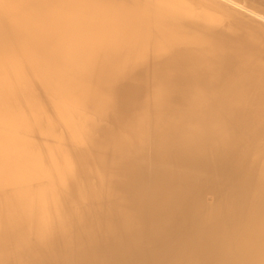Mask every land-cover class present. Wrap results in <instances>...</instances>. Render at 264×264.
<instances>
[{
  "label": "bare ground",
  "instance_id": "6f19581e",
  "mask_svg": "<svg viewBox=\"0 0 264 264\" xmlns=\"http://www.w3.org/2000/svg\"><path fill=\"white\" fill-rule=\"evenodd\" d=\"M0 264H264V0H0Z\"/></svg>",
  "mask_w": 264,
  "mask_h": 264
},
{
  "label": "rangeland",
  "instance_id": "374dc122",
  "mask_svg": "<svg viewBox=\"0 0 264 264\" xmlns=\"http://www.w3.org/2000/svg\"><path fill=\"white\" fill-rule=\"evenodd\" d=\"M146 152H147L146 149H145V150H141V151L137 152V155H138V157H139V156H142V155H143L144 153H146ZM115 168H117V167H115ZM115 168H114L113 170H116ZM112 172H113V171H112ZM113 174H114L113 179H114V181H115V180L117 179L118 176H115L116 173H113ZM118 178H119V177H118ZM93 246H94V248H95V246L97 247V245H93Z\"/></svg>",
  "mask_w": 264,
  "mask_h": 264
}]
</instances>
